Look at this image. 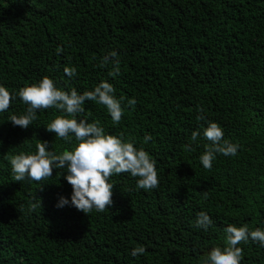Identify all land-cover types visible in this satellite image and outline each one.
Here are the masks:
<instances>
[{"label": "trees", "instance_id": "trees-1", "mask_svg": "<svg viewBox=\"0 0 264 264\" xmlns=\"http://www.w3.org/2000/svg\"><path fill=\"white\" fill-rule=\"evenodd\" d=\"M111 52L115 76L113 63L101 66ZM45 76L79 94L112 84L124 111L118 124L96 101L76 118L147 151L159 187L113 175V204L87 216L56 207L60 196L71 199L67 169L14 181L13 155L35 154L39 140L56 154L78 143L46 130L63 114L55 108L38 111L27 129L13 126L9 117L28 107L16 95L0 112V264H202L208 249L224 246L229 224L264 230V0H0V85L18 93ZM209 121L240 145L235 156L217 154L211 170L199 159ZM33 197L42 206L33 209ZM201 211L213 221L207 231L195 226ZM139 246L146 252L133 257ZM238 246L241 264H264L258 242Z\"/></svg>", "mask_w": 264, "mask_h": 264}, {"label": "clouds", "instance_id": "clouds-1", "mask_svg": "<svg viewBox=\"0 0 264 264\" xmlns=\"http://www.w3.org/2000/svg\"><path fill=\"white\" fill-rule=\"evenodd\" d=\"M63 49L58 47L57 52ZM116 52H111L102 58L101 66L108 63L115 65L109 72L110 76L119 74V61L115 59ZM64 72L67 76L77 75L76 69L66 67ZM115 88L107 81H101L92 91H84L79 94L75 88L65 91L58 88L53 79L45 76L38 83L31 84L19 89L18 93L10 92L0 85V112H6L16 98L28 105L26 113L20 116L11 115L9 121L13 126L27 129L37 119V112L55 108L63 114L57 116L47 126L46 130L67 143H71L73 137L78 143L72 150H65L61 154L49 151L47 141L37 143L35 154L21 152L10 158V165L14 181L21 182L25 179L40 182L53 175V169H67L65 179L72 186L71 199L60 196L56 207H75L78 211L88 216L95 209L104 212L113 204V187L111 177L129 173L137 177L138 189L152 190L159 187L156 162L144 149H137L133 142H125L122 137L106 134L99 122H88L86 119H77L78 113L84 111L85 101H96L104 105L111 116L114 124H118L124 114L121 99L114 95ZM129 106H134L136 100H128ZM202 112L203 109L198 108ZM198 120L205 119L202 115ZM200 133L194 131L191 140L195 141ZM204 139L210 143L205 145V151L199 157L201 164L207 170H211L217 154L235 156L240 145L224 139V131L215 122H208L203 131ZM151 139L146 136L145 140ZM186 150H191L185 145ZM207 192L204 198L207 199ZM38 204L32 205L33 209L42 206L41 198ZM213 224L212 219L206 213H198L195 226L207 231ZM224 246H215L205 252L202 264H241L243 249L238 245L247 243L249 240L258 242L264 247V230L256 228L250 230L245 224L237 227L229 224L225 229ZM146 252L144 246L136 247L131 255L136 257Z\"/></svg>", "mask_w": 264, "mask_h": 264}]
</instances>
